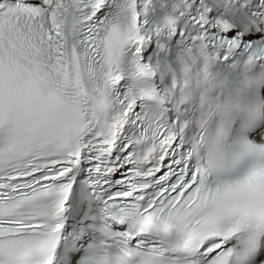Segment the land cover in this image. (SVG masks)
Masks as SVG:
<instances>
[{
    "label": "snow or ice",
    "instance_id": "6c2138e0",
    "mask_svg": "<svg viewBox=\"0 0 264 264\" xmlns=\"http://www.w3.org/2000/svg\"><path fill=\"white\" fill-rule=\"evenodd\" d=\"M0 264H264V0H0Z\"/></svg>",
    "mask_w": 264,
    "mask_h": 264
}]
</instances>
